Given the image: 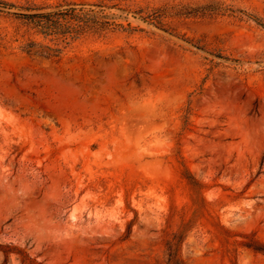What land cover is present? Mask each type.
Listing matches in <instances>:
<instances>
[{
	"label": "rangeland",
	"instance_id": "rangeland-1",
	"mask_svg": "<svg viewBox=\"0 0 264 264\" xmlns=\"http://www.w3.org/2000/svg\"><path fill=\"white\" fill-rule=\"evenodd\" d=\"M102 1L49 57L0 10V264H264V0Z\"/></svg>",
	"mask_w": 264,
	"mask_h": 264
},
{
	"label": "trees",
	"instance_id": "trees-1",
	"mask_svg": "<svg viewBox=\"0 0 264 264\" xmlns=\"http://www.w3.org/2000/svg\"><path fill=\"white\" fill-rule=\"evenodd\" d=\"M108 7H113V5H108L102 0L93 2L62 1L42 4L31 3L26 5H15L14 3L0 0V10L17 8V11H11V14L25 20L37 34H40L43 38H49L53 42L52 45L37 41H30L27 44L28 47L33 45L38 46L41 52L45 53L48 57L59 55L62 49V46H59L60 43L66 45L70 40L84 33L99 35L116 28L128 31L138 29L136 25H132L130 22L122 24L110 20L106 13L103 12ZM226 8L223 11L228 10L230 13L240 12L261 24L260 19L250 13H245L241 9ZM202 10L214 12L220 9L204 6ZM137 13H140V10ZM139 16L144 21L158 24L163 15L153 12L145 16L141 14ZM194 184H197L196 181Z\"/></svg>",
	"mask_w": 264,
	"mask_h": 264
}]
</instances>
